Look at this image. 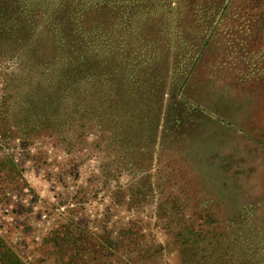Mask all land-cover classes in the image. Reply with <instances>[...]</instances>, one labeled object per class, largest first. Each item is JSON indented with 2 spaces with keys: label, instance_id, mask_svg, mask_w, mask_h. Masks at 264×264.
<instances>
[{
  "label": "rangeland",
  "instance_id": "374dc122",
  "mask_svg": "<svg viewBox=\"0 0 264 264\" xmlns=\"http://www.w3.org/2000/svg\"><path fill=\"white\" fill-rule=\"evenodd\" d=\"M117 7L89 51L126 70L67 133L24 134L37 78L0 57V264H264V0Z\"/></svg>",
  "mask_w": 264,
  "mask_h": 264
},
{
  "label": "trees",
  "instance_id": "16d2710c",
  "mask_svg": "<svg viewBox=\"0 0 264 264\" xmlns=\"http://www.w3.org/2000/svg\"><path fill=\"white\" fill-rule=\"evenodd\" d=\"M125 2L131 4L132 0ZM107 4L105 0H0V57L16 58L28 82L37 78L24 100L27 105L22 130L26 136L42 131L67 133L72 108L81 104L79 113L85 111V88L90 78L100 83L104 77L111 81L124 74V65L115 69V74L102 73L110 67H103V52L89 51L91 45L103 51L108 29L123 27L117 23L122 15L118 12L119 0L109 4L115 15L106 27L102 18ZM95 12H99L96 21L88 23L87 16ZM134 28L125 26L133 34ZM128 59L133 63V58ZM2 99L5 101V96Z\"/></svg>",
  "mask_w": 264,
  "mask_h": 264
}]
</instances>
